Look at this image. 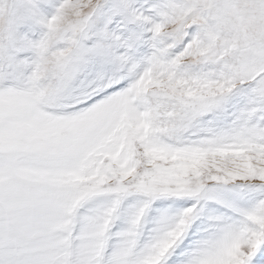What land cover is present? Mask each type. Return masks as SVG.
Returning <instances> with one entry per match:
<instances>
[{
    "label": "snow or ice",
    "instance_id": "1",
    "mask_svg": "<svg viewBox=\"0 0 264 264\" xmlns=\"http://www.w3.org/2000/svg\"><path fill=\"white\" fill-rule=\"evenodd\" d=\"M0 264H264V0H0Z\"/></svg>",
    "mask_w": 264,
    "mask_h": 264
}]
</instances>
